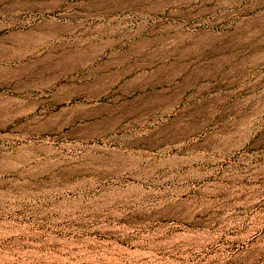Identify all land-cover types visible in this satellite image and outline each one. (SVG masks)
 I'll use <instances>...</instances> for the list:
<instances>
[{
    "label": "rangeland",
    "instance_id": "rangeland-1",
    "mask_svg": "<svg viewBox=\"0 0 264 264\" xmlns=\"http://www.w3.org/2000/svg\"><path fill=\"white\" fill-rule=\"evenodd\" d=\"M25 135L0 264H264V0H0V165Z\"/></svg>",
    "mask_w": 264,
    "mask_h": 264
},
{
    "label": "bare ground",
    "instance_id": "bare-ground-1",
    "mask_svg": "<svg viewBox=\"0 0 264 264\" xmlns=\"http://www.w3.org/2000/svg\"><path fill=\"white\" fill-rule=\"evenodd\" d=\"M64 108H67V107H70L69 105H64L63 106ZM28 135H31V133H27ZM28 135H25L24 137L27 139V144H30L31 148H33L36 152H39L38 155L36 156H33L32 155H25L21 158H19L16 162H12V163H6V164H2L0 165L2 167V170L3 171H8V170H11L13 169L16 165L18 164H25L26 162H28L29 160L30 161H36L38 159V157L43 154V152H48V148L47 147H44L42 146L41 144L37 143L36 140H32V139H28ZM36 136V135H35ZM24 138V139H25ZM103 160V159H102ZM102 161L100 160V163ZM103 163V162H102Z\"/></svg>",
    "mask_w": 264,
    "mask_h": 264
}]
</instances>
